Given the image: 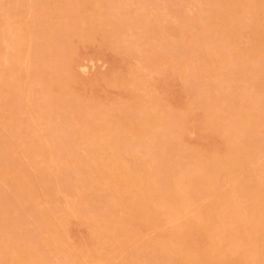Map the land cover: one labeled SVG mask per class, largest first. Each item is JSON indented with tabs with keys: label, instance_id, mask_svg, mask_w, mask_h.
Instances as JSON below:
<instances>
[{
	"label": "rangeland",
	"instance_id": "1",
	"mask_svg": "<svg viewBox=\"0 0 264 264\" xmlns=\"http://www.w3.org/2000/svg\"><path fill=\"white\" fill-rule=\"evenodd\" d=\"M263 120L264 0H0V264H264V222L251 227L264 211ZM141 144L214 177L212 196L195 179L176 192L196 216L156 201L143 214L74 172L97 156L128 184L149 159L127 150Z\"/></svg>",
	"mask_w": 264,
	"mask_h": 264
},
{
	"label": "bare ground",
	"instance_id": "2",
	"mask_svg": "<svg viewBox=\"0 0 264 264\" xmlns=\"http://www.w3.org/2000/svg\"><path fill=\"white\" fill-rule=\"evenodd\" d=\"M32 34L33 31L30 29H27L25 31L24 38L28 41V47L31 48L33 45L32 40ZM21 43L25 44V41L20 42L16 41L14 42L15 47L18 49L19 52H21L20 46ZM216 52H221L220 48H217ZM247 116H243L242 118L245 120V122L241 123L240 126L243 127L245 125L248 126V128H251L252 120L248 118V115H252L251 111H249ZM264 121V120H263ZM255 124L257 122H254ZM243 125V126H242ZM150 128H154V126H150ZM245 127H243L242 130H244ZM33 132H35V129H33ZM149 130H144V133L139 134V136H145L149 134ZM61 135L60 130L58 129H48V137L52 141V143H55V140L59 138ZM63 135V134H62ZM61 135V136H62ZM77 135V134H76ZM61 138V137H60ZM59 140V139H57ZM56 140V142H57ZM264 139H262L261 143L263 144ZM71 142V141H70ZM69 145L71 146L70 143ZM59 142L55 143L58 145ZM39 144V143H38ZM68 145V142L66 143ZM97 144L94 140L91 141V145ZM116 144V141L115 143ZM41 145V144H39ZM66 145V146H67ZM59 146V145H58ZM70 146L64 147L65 150H68ZM40 147V146H39ZM72 147V146H71ZM140 148H136L134 146L128 145V149L130 152H141L143 156H148V162L142 165L137 171L135 175H128L130 176V179L128 181V184L119 186L115 181H113V175L112 173H108L103 171L101 168L98 160L99 158L97 156H94L92 158H86V157H79L75 164L73 165L74 172L79 175H88L95 174L96 176L91 177L89 180L85 182V185L93 186L95 189L99 188V185H108L109 188V197L112 200H115L119 198L117 196V193H124L127 197V202L130 205H134L137 208H140V210L143 212V214L151 215L152 217H155L150 204L156 202H160L163 205L171 206V209L169 210L168 214L171 216H178L183 213L184 210H189L192 214H195L196 216L199 213V209L194 206V204L189 203V195H183L181 197L176 196V192L181 190L183 188L184 184H187L188 181H191L192 179L197 180V183L195 184V193L199 196H212V189L213 185L215 184V180L213 176L209 177H202L200 174H197L195 172L187 171V170H177L172 162H170V159L168 157H165L164 150L162 149V152H158V150L161 148L157 144L150 147L151 150H147L144 144H141L139 146ZM62 148V147H60ZM59 148V149H60ZM62 148V149H64ZM71 150V149H70ZM237 164L240 165L239 170H242L243 166L246 165V161H243L241 157L237 158ZM128 162H122L121 163V169L124 171L126 168L129 167ZM247 172V170H246ZM197 178H201L200 180ZM162 177H165L162 181ZM246 184L244 188H252L253 192L250 194L255 197L256 203L260 204L262 203V199L259 195V188L260 185H258L255 181H253V174H249L246 177ZM158 184H163V188H157ZM245 189V190H247ZM151 195L150 201L145 202L147 195ZM81 198L84 199L86 195H80ZM121 198V197H120ZM142 201V202H141ZM105 206L109 208V204L106 201L104 203ZM114 206V205H113ZM232 206V205H230ZM214 204L209 205L208 207V216L212 217L214 212ZM260 215L258 218L255 219V221L252 223L251 227H257L259 224H262L263 221V213L264 211H259ZM232 214L234 215V218L237 220L239 219V214L237 213V210L234 209L232 211ZM193 216V215H192ZM103 220L107 221L105 217H101ZM210 221L211 219L208 218ZM239 229H235V231H238ZM245 243L243 240H240L237 243V246H240L241 244ZM252 250H249L246 256L251 255ZM137 257L136 255H132ZM34 257V256H33ZM32 257V258H33ZM134 258V257H133ZM135 259V258H134ZM27 264H32L31 261H29ZM129 264H140L139 261L136 260H130Z\"/></svg>",
	"mask_w": 264,
	"mask_h": 264
}]
</instances>
